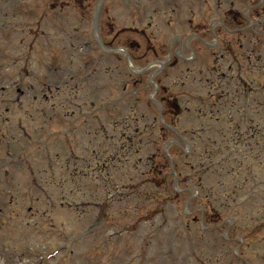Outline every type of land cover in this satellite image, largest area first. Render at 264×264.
<instances>
[{
  "label": "rangeland",
  "instance_id": "1",
  "mask_svg": "<svg viewBox=\"0 0 264 264\" xmlns=\"http://www.w3.org/2000/svg\"><path fill=\"white\" fill-rule=\"evenodd\" d=\"M259 5L260 0H0L6 31L0 47L7 49L0 64L10 76L23 67L41 80L49 75L45 79L56 94L51 103L41 102L40 124L28 113L34 104L26 102L28 109L20 111L30 136H41L31 149L41 159L62 155L54 165L33 160L31 167L11 168L15 175L7 180L0 175V264H264V147L257 152L256 141L253 149L245 145L250 135L233 146L221 124L199 114L214 100L237 98L264 134V37L254 31L255 19L264 16ZM39 19L51 40L41 38V28L30 33ZM99 41L107 49L134 48L130 63L123 51H101ZM80 47L85 51L78 52ZM27 48L35 49L38 63L22 56ZM194 53L195 60L187 59ZM125 58L137 69L156 63L136 74L127 70ZM237 78L248 85V98L233 87L241 86ZM23 80L25 89L35 84V78ZM203 83L205 102H188ZM45 87L35 92H48ZM16 89H0V99ZM183 89L191 92L182 95ZM209 92L216 97L209 100ZM66 97L81 108L66 106ZM1 101L0 111L6 105ZM178 102L183 114L177 113ZM14 104L9 119L0 117V129L9 135H0V163L13 159L7 138H13L12 151L26 144L18 143L24 128ZM192 143L197 152L186 155ZM259 144L264 146V135ZM101 146L105 162L116 167L111 181L100 184L93 180L96 172L82 175L76 155L91 160ZM15 164H21L19 157ZM63 170L74 176L68 183ZM40 190L58 203L38 201ZM60 200L67 201L63 207ZM71 200L79 203L75 209Z\"/></svg>",
  "mask_w": 264,
  "mask_h": 264
},
{
  "label": "flooded vegetation",
  "instance_id": "2",
  "mask_svg": "<svg viewBox=\"0 0 264 264\" xmlns=\"http://www.w3.org/2000/svg\"><path fill=\"white\" fill-rule=\"evenodd\" d=\"M260 6H262L264 8V0H260L259 7ZM218 8H219V6H218ZM263 13H264V9H263ZM258 18L259 19H257V18L255 19V21H257L258 26H257V28L254 29V31H255L256 35H258V36L262 35L264 37V16L261 15ZM3 24H4V22L2 21V19H0V35H2V36L5 35V32L2 33V27H3L2 25ZM234 28L240 29L237 27H234ZM253 48L255 49V47H253ZM6 52H7L6 48L0 47V56H3L4 53H6ZM22 56H24V57L27 56L28 57L27 61H30L32 59L34 61H36L35 58L37 57V56H35V49H33V48L25 49V51L22 53ZM3 61H5V58L3 59ZM14 61H16V59ZM36 63H37V61H36ZM9 72H11V71L4 68V64H2V65L0 64V89H1V91L3 90L2 93H4V91L7 88L17 86V89H16L14 96L3 97V99L1 98V100H2L1 102L5 103L6 105H5L4 109L0 111V117L4 116V117L9 119V115H11L12 111L10 110V107L7 106L8 104H13L14 102L21 103V102L26 101L30 104H34V106H35L34 109H36V110L33 109L34 111L30 110L28 112L31 119L34 121L39 119L40 115H42V113L39 111V109H40L39 106L41 105V102L46 103L47 101H51V97L55 98V95L50 93L53 85H51L50 80L47 81V79H45V78H48L49 75L44 78L45 80L44 79L41 80L39 76H34L35 74L31 73L29 68H27V67H25V68L23 67L21 69L19 68L16 73L15 72L13 73L12 76H10ZM220 75L221 74L218 72V77H220ZM214 76H216V74ZM23 77H28V82H30L32 79L35 78V84L31 81L29 87H27L25 89V87H23V86L26 83L24 82ZM29 77H32V79H30ZM237 79H238L237 84H241V86L237 87L234 85L233 87L239 89L246 96V98H248V95H249L248 85L242 79H239V78H237ZM229 82L232 83V80H230ZM46 84H47V87H48L47 89L49 90V92H45V90H42L43 94H41L40 90H38V92H35L36 91L35 87L36 88L37 87L38 88L39 87L46 88L45 87ZM212 86H214V85L212 84L209 86L208 91L211 90ZM205 88H206V85L204 83L200 84L199 89L195 91V92H197L200 90L198 92L199 95L193 94V101L205 102L204 98L202 97L204 95L202 94V91H201L202 89H205ZM182 91H184V92H181L182 95H184L185 92L186 93L191 92L189 90L185 91L184 89ZM233 92H234V89H233L232 93ZM213 96H214V98L216 97L214 95V92H209V95L207 97L210 100L213 98ZM236 100H238V99L237 98L233 99V97H231V98L228 97V99L227 98L223 99V101L222 100H220V101L214 100L212 106H210L209 114L211 115L213 112L221 113L223 115V119L230 122V125H232L233 123H240L242 121V118L240 117V115H243L244 114L243 112H245V111H242V107L240 106V103L239 102L236 103ZM25 104L20 105L19 113L17 114V116L20 114V111L24 112L25 110L28 109L27 107H25ZM220 117H222V116L220 114H217L216 118L220 119ZM18 119H19V121L21 119L22 123H20V124H23V128H24V131H22V136L24 138H26L27 140H30L31 139L30 132L28 131L29 129L26 127V124H24L22 116L19 115ZM33 131H35V130H33ZM0 135H3V131L1 129H0ZM24 151H25V149H24ZM22 155L24 156L25 154H22Z\"/></svg>",
  "mask_w": 264,
  "mask_h": 264
},
{
  "label": "trees",
  "instance_id": "3",
  "mask_svg": "<svg viewBox=\"0 0 264 264\" xmlns=\"http://www.w3.org/2000/svg\"><path fill=\"white\" fill-rule=\"evenodd\" d=\"M204 169H201V170H205L206 166H203Z\"/></svg>",
  "mask_w": 264,
  "mask_h": 264
}]
</instances>
